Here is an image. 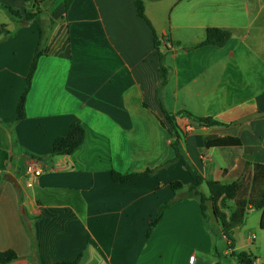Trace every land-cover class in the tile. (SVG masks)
<instances>
[{"label":"crops","instance_id":"0c3cea01","mask_svg":"<svg viewBox=\"0 0 264 264\" xmlns=\"http://www.w3.org/2000/svg\"><path fill=\"white\" fill-rule=\"evenodd\" d=\"M136 1L74 0L66 11L65 0H0L40 14L38 28L10 15L0 23L13 36L0 35V253L17 254L9 264H189L191 255L240 264L242 253L264 264V210L249 212L230 241L213 202L203 212L198 196L264 165V0H180L189 6L165 22L149 11L160 0H145L152 27ZM214 28L231 32L229 42L197 48ZM163 110L219 125L181 115L183 133L172 137ZM73 124L83 145L53 155ZM227 138L240 146L207 147ZM173 144L203 180L198 190L183 161L172 162ZM32 161L39 178L27 174ZM113 172L135 177L116 183Z\"/></svg>","mask_w":264,"mask_h":264},{"label":"trees","instance_id":"16d2710c","mask_svg":"<svg viewBox=\"0 0 264 264\" xmlns=\"http://www.w3.org/2000/svg\"><path fill=\"white\" fill-rule=\"evenodd\" d=\"M74 0H65L66 11L69 10ZM145 0H137L135 2L137 15L139 18L144 20L150 27L151 24L145 15ZM25 3L37 4L40 0H24ZM8 14L22 21L23 23L37 22L40 23V14H32L25 12L23 15L20 11L13 9L12 7L2 6ZM155 48L157 52L160 50V40L158 39L155 32ZM0 35L5 38L13 37L6 26L0 25ZM232 34L227 30L221 29H208L206 32L205 39L197 46V48L214 46V47H224L231 39ZM43 53L40 48L37 50L34 56V60L31 65L29 75L27 77V87L24 95L22 96L18 105V118L19 120L25 119V103L26 96L31 87V81L33 75L37 69V64ZM164 70L161 69V73ZM162 80L165 81V75L161 74ZM165 118L169 125V134L172 137L176 135L180 136L183 132L177 124V118L184 115L202 126L214 127L219 125V123L212 118H197L188 112H182L177 115H171L165 110H163ZM85 139V131L83 127L79 124H73L67 136L59 137L55 140L53 144V155L55 156H70L77 152L83 145ZM239 147L240 143L236 139H214L207 142V147ZM175 151V159L172 162H177L182 160L186 169L191 174L193 179V184L190 187L191 191H196L203 184L201 177L183 160L177 148V144L172 145ZM153 174V171L148 170L143 173L144 177H149ZM135 175H125L122 176L116 172L112 173L113 181L116 183H126L132 180ZM248 183V185H247ZM207 187L209 190V197L198 193L201 202L202 211L205 212L206 202H213L215 208V215L220 221L222 226L223 234L232 241V235L237 228H240L246 220V217L251 211H261L264 210V165H252L247 164L244 174L232 185H223L219 182H208ZM182 185L180 183H175L172 185L173 190L181 189ZM218 206L222 211L227 212V214L220 213ZM162 211V210H161ZM240 264H253L256 259L246 253L239 254L237 256ZM18 259L17 254L14 251H6L0 253V264H9ZM55 264H78V261L74 262H57Z\"/></svg>","mask_w":264,"mask_h":264},{"label":"rangeland","instance_id":"374dc122","mask_svg":"<svg viewBox=\"0 0 264 264\" xmlns=\"http://www.w3.org/2000/svg\"><path fill=\"white\" fill-rule=\"evenodd\" d=\"M178 1H180V0H160V1H155V2H159V3H154V4L149 6V11H150L151 17H154V15H156L157 17L159 16L160 19L162 18L163 19L162 21L165 22V21H167L169 19V17L173 13H174L173 15H175L178 10H181L185 6H189V3H187V2H184V3H182L181 5L178 6V3H177ZM21 3L24 4L23 0H21ZM2 5L3 4H0V23H4V22H2L3 21L2 19H4L5 17H8V15H9L8 12L5 9L2 8ZM4 6H6V7H10L11 6L13 9H15L14 8L15 6H12V5H8L7 6L6 4H4ZM154 20L157 22V19H154ZM36 28H38L37 22H36ZM42 29H44V27ZM205 207H206V210H209L208 202L205 203Z\"/></svg>","mask_w":264,"mask_h":264},{"label":"built area","instance_id":"2783aa9c","mask_svg":"<svg viewBox=\"0 0 264 264\" xmlns=\"http://www.w3.org/2000/svg\"><path fill=\"white\" fill-rule=\"evenodd\" d=\"M167 48L172 49L173 47L171 45H168ZM43 173V169L41 167V164L38 161H32L27 166V174L31 178H39ZM32 183L31 181L28 182V185L30 186ZM196 258L194 255H191L189 258V264H195ZM253 264H260L258 261H255Z\"/></svg>","mask_w":264,"mask_h":264}]
</instances>
